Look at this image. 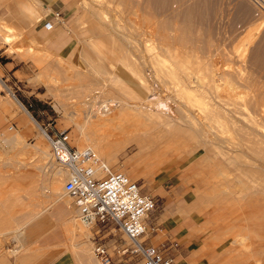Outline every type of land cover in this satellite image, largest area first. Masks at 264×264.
Instances as JSON below:
<instances>
[{
	"label": "rangeland",
	"instance_id": "obj_1",
	"mask_svg": "<svg viewBox=\"0 0 264 264\" xmlns=\"http://www.w3.org/2000/svg\"><path fill=\"white\" fill-rule=\"evenodd\" d=\"M99 1L104 0H0V75H35L28 81L18 83V86H13V79L0 77V216H4L6 220L5 227L0 231V252L22 250L20 245L25 246V242L29 241L28 238L26 241L22 240L23 243L15 240L14 231L15 236L18 231H25L26 236H29V232L40 224H50L57 229L58 222L67 237V242L62 243H68L73 250L76 249L74 252L80 264H100L92 254L91 240L86 242L82 235L85 238L94 236V239H90L105 242L110 247L114 245V238L119 242L122 240L124 236L119 233L107 234L108 229L104 225L82 223L76 210L73 213L66 207L73 201L72 197L65 196L60 202L54 203L57 206L52 204V199L46 197L51 194L44 189L48 188V181L56 170V164L51 157L47 140L25 110L40 126L49 130H68L72 142L83 147V143L79 142L78 124L67 121L66 115H74L80 122L79 125H85L87 129H93V132L94 120L92 118L91 122V113H96L101 97L104 96L102 100H106L111 94V98L114 99L115 96L118 100L125 98L126 92L130 94L128 98L136 95L135 82L139 80L133 76L132 68L137 66L153 89L148 96L154 93L158 97L156 105L146 111L162 119L170 118L179 129L171 133L163 121L145 118L132 124L128 122L130 126L127 129L136 132V136L118 144L123 148L118 150L112 165L110 164L113 169H120L125 173L129 170L130 175L126 174L138 180L142 192H149L157 198L156 205L147 218V229L150 230L148 234L155 232L154 227L149 228V224L164 211L166 198H176L175 189L185 188L190 192H187V197L192 194V198L202 204L198 209L204 230L209 232L211 238L226 240V258L231 259L227 264H257L256 261L261 258L263 261L260 264H264V198L259 195L264 194L260 191L264 184L257 182L261 177L264 178V158L259 159L258 154L255 156L256 154L248 153L251 162L256 164L254 169L243 162L245 150L242 148V140L246 138V128L242 131V127L239 128L233 121L238 120L246 125L242 121L246 117L244 115V119H238L240 115L237 117L233 113L230 114L233 118L227 115V119V112L224 113L220 107L221 110L215 106L231 102L232 105H222H229L232 109L240 108L248 115L254 113L253 116L258 117L256 123L260 124L262 120L264 123V113L261 112L263 119L261 114L258 115L259 109H264V13L256 17V7L251 0H175L176 4L171 3L169 7L157 10L148 3L140 6L138 0L139 5L136 0H131V4H127L125 0L126 4L122 0H114L106 7L100 5ZM25 5L39 20L26 19ZM100 9L108 13L107 23L106 17L99 14ZM190 9L194 12L193 17L180 16ZM55 10L63 14L65 23L46 30L43 28L44 20L49 19V15H46ZM134 13L139 14L137 16ZM141 17L146 20L143 21ZM109 20L113 21L110 25ZM114 21L120 23L114 24ZM116 24L118 28H115ZM39 29H42L40 34ZM54 30L56 31L52 35ZM5 36L11 37L9 42L3 41ZM132 36L138 43L131 42ZM57 41L65 44L70 41L71 44L59 53ZM122 58L126 61L125 65L120 62ZM222 77L230 80L233 86L221 80ZM90 95H95L94 103L85 105L84 101ZM78 101L80 102L77 103ZM159 102H163L165 105H162L166 108L163 109ZM214 106L217 110L214 108L213 111L211 109ZM214 114L215 117L224 116L226 123L223 119L220 121V117L218 120V116L215 119ZM201 115L204 118L207 116V120L203 119L207 122L199 124L210 130V134H218L220 139L215 134L216 137L209 135L213 140H203L200 137L203 135L198 137L197 133H189L198 127L192 124L190 117ZM250 116L254 123L255 117ZM19 117H22V122ZM230 119L233 123L229 125L227 122ZM256 123L257 130L250 127L252 133L254 137L259 135L256 139L263 137L264 140V128L262 127L261 132L262 125ZM209 126L218 129L214 131ZM73 129L75 135L71 134ZM14 133H19L24 138L19 145L8 142L10 135ZM40 138L45 142L47 154H37L34 146L31 148ZM167 140L173 142L175 154L180 155L183 160H176L175 163L180 164L165 172L162 167L166 164V156L156 152L158 148L159 152L163 150L161 148L166 145ZM239 142L242 143L240 147ZM86 145L89 144L85 143L84 146ZM236 148L239 152H234ZM102 158L109 163L107 158ZM60 175L66 179L65 172ZM63 185L64 181L61 187L65 194ZM157 187L160 192L156 190ZM249 191H252V195ZM185 205V209L192 208L187 209L188 212L196 208L195 204L192 206L188 203L187 208ZM48 208L42 216L38 215ZM61 209L64 211L63 215L60 213ZM70 215L82 229L81 232L78 227L74 234L65 232L64 224ZM162 216L165 222L172 218L168 211ZM164 216L168 219H164ZM14 219L18 221L14 223ZM31 220L33 221L29 227L27 225ZM91 226L93 232L89 229ZM84 230L87 231L83 233ZM254 236L259 240L254 241ZM161 239V247L172 249L178 246L176 240L170 241L163 235ZM124 241L129 242L127 238ZM81 242L89 249L87 255L78 252L80 250L77 245L82 244ZM83 255L86 257L85 263ZM111 255L113 264H145L139 256L127 255L120 258L115 250L111 251Z\"/></svg>",
	"mask_w": 264,
	"mask_h": 264
},
{
	"label": "built area",
	"instance_id": "obj_2",
	"mask_svg": "<svg viewBox=\"0 0 264 264\" xmlns=\"http://www.w3.org/2000/svg\"><path fill=\"white\" fill-rule=\"evenodd\" d=\"M251 1L256 6L255 16L260 17L264 13V0ZM48 15L49 19L43 22L46 30L64 25L65 17L59 10ZM41 130L45 132L53 160L66 171L63 188L73 198L77 217L87 224L104 225L113 235L124 236L120 242L115 238L113 247L101 241L92 242V254L100 264H113L112 250L120 258L139 256L145 264H176L168 248L148 240L147 218L157 202L153 194L142 192L137 179L113 169L90 146H76L68 130H49L42 125ZM153 231L160 233L162 228L155 226Z\"/></svg>",
	"mask_w": 264,
	"mask_h": 264
},
{
	"label": "bare ground",
	"instance_id": "obj_3",
	"mask_svg": "<svg viewBox=\"0 0 264 264\" xmlns=\"http://www.w3.org/2000/svg\"><path fill=\"white\" fill-rule=\"evenodd\" d=\"M114 0H104V1H99V4L100 5H102V6H105V5H108V4H111L112 2H113ZM117 1V0H116ZM135 1V0H134ZM134 1H133V4H134ZM139 2H140V6L142 5H144V4H149L150 5V7H152L154 10H157L158 8L160 9V8H162V7H167L168 5H170L171 3L174 5V4H176V2H175V0H138ZM38 2V1H37ZM98 2V1H97ZM122 2H124L123 0H122ZM125 2H127V4H131V0H125ZM124 2V3H125ZM136 3H138L137 2V0H136ZM126 4V3H125ZM138 5H139V3H138ZM255 5V4H254ZM40 6V5H39ZM90 6H91V4H90ZM93 6V5H92ZM117 6H120V4H118L117 3ZM137 6V5H136ZM106 7V6H105ZM149 7V6H148ZM147 7V8H148ZM149 7V8H150ZM169 7V6H168ZM256 7V6H255ZM38 8V7H37ZM92 8V7H91ZM95 8V7H94ZM144 8H145V6H144ZM125 9V8H124ZM192 9V8H191ZM190 9V10H191ZM24 10H26L25 11V14H26V19H28L29 21H34V20H39V19H37V17L35 16V13L33 12V11H31L30 9H29V7L27 6V5H25V9ZM99 10V9H98ZM101 10V9H100ZM190 10H186L185 12H183V13H181L180 14V16L183 14H186L188 17H189V15H190V17H191V15L194 13L192 10L190 11ZM123 11V10H122ZM141 11H143V10H141ZM144 11H145V9H144ZM127 12H129V11H127ZM180 13V12H179ZM99 14H101L102 16H104V17H106V20H105V22L107 23V18H108V13L107 12H105L104 10H101V12L99 13ZM113 14V13H112ZM134 14H137V13H134ZM139 14V13H138ZM138 14H137V16H138ZM142 14V13H141ZM149 15V14H148ZM186 15H184L185 17H186ZM141 16V15H140ZM178 16V15H177ZM110 17V16H109ZM187 17V18H188ZM117 18V17H116ZM136 18V17H135ZM138 18V17H137ZM142 18V17H141ZM186 18V20H188ZM139 19H140V17H139ZM143 19V18H142ZM183 19V18H182ZM27 20V21H28ZM116 20V19H115ZM118 20V19H117ZM129 20V19H128ZM145 20H146V18H145ZM144 19H143V21H145ZM28 21V22H29ZM120 21H123L122 19L120 20ZM134 21V20H133ZM136 21V20H135ZM111 22H113L112 20H109V25H110V23ZM131 22V24H132V21H130ZM142 23V21H139V23ZM148 22V21H147ZM264 22V21H263ZM115 23H120V22H115L114 21V24ZM125 23H127V22H125ZM138 23V24H139ZM113 24V23H112ZM134 24V23H133ZM132 24V25H133ZM118 24H116L115 25V28H118V26H117ZM120 25V24H119ZM136 25V24H135ZM123 26V25H122ZM121 26V27H122ZM138 26V25H137ZM127 27V26H126ZM136 27V26H135ZM138 29H139V26L137 27ZM119 29H120V27H119ZM118 29V30H119ZM122 30V29H121ZM122 32V31H121ZM137 33H138V31H137ZM128 36V35H127ZM0 37H2V36H0ZM10 38L11 37H8V36H5V37H3V41H8L9 42V40H10ZM132 39V40H131ZM127 40V39H126ZM130 40H131V42H137L138 43V41H137V39L136 38H134L133 36L130 38ZM7 42V43H8ZM132 43V44H133ZM132 44H128V45H132ZM134 46V45H133ZM139 46V45H138ZM135 47V46H134ZM131 49V48H130ZM136 49H138L137 47H136ZM137 52H138V50H137ZM140 52V51H139ZM141 54H143V52L141 53ZM121 62V64L122 65H125L126 64V61L122 58V60L120 61ZM162 62V61H161ZM158 67V66H157ZM132 73H133V76H135L139 81L138 82H135V86H136V88H137V93H136V97L134 96V98L133 97H130V98H128L127 96H130V94H128V92H126V94H125V98H118V100L115 98V96H114V99L113 98H111L113 95H109V96H111L110 98H109V96L107 97V98H109V99H106V100H102V98L104 97L102 94L103 93H100L103 97H101V100L99 101L98 99H96V100H98L99 102H98V104H99V106H98V104H97V110L95 111L96 113L95 114H92L91 113V115H92V117H91V122H92V118H93V122L94 123H92L93 124V126L92 127H94V131L92 132V130L93 129H87V127L84 125V126H81V125H79V121H77V119L74 117V115H72L71 117L70 116H67L66 115V117H65V119H67V121H71L72 123H74V124H78V129L77 130H79V132H80V138H79V142L80 143H83L82 145L84 146L85 145V143L87 144H89V145H87V146H90L91 148H93L96 152H97V154H99L101 157H105V158H107L108 159V161H109V165L111 164L112 165V163H113V159H114V156L117 154V152H118V150L119 149H121V148H123L122 146H118V144L119 143H125V141L126 140H130V138H132V137H134V135L136 136V132H133V131H129L127 128L130 126V125H128L129 123L128 122H131V124H132V122H138L140 119H143V118H145V119H149V120H151V121H153V120H159V121H163L164 122V124H166V126L170 129L169 130V132H175V131H177V130H179L178 128H177V126L176 125H174L172 122H171V120H170V118H168V117H165L164 119H162L160 116H158V115H153L152 113H150V112H147L146 111V109H152L153 108V106L154 105H156V100L158 99V97H156L155 95H154V93H153V95L152 96H148L150 93H149V91H151V90H153V89H151L152 87L148 84V79L147 78H145L144 77V75H143V73H142V71L139 69V68H137V66L136 67H133L132 68ZM150 76V75H149ZM156 76V75H155ZM159 77V76H158ZM230 77V76H229ZM182 78V77H181ZM189 78V77H188ZM246 78V77H245ZM230 79H232V78H230ZM183 81H184V79H182ZM181 80V81H182ZM221 80H223L226 84H229V85H232L233 86V84L230 82V80H228L227 78L225 79V78H223L222 77V79ZM103 81V80H102ZM108 81V80H107ZM210 81V80H209ZM110 82V81H109ZM119 81H118V85H119ZM122 83V82H121ZM69 84V83H68ZM225 84V85H226ZM184 85V84H183ZM95 86V85H94ZM222 86V85H221ZM232 86H230V87H232ZM211 87H213V86H211ZM224 87V86H223ZM210 88V87H209ZM222 88V87H221ZM233 88V87H232ZM234 88H235V86H234ZM240 88V87H239ZM216 89V88H215ZM228 89H229V86H228ZM96 91V90H95ZM99 91V90H98ZM101 91H103L104 92V90H101ZM190 91V90H189ZM232 91V90H231ZM234 91V90H233ZM235 91H236V89H235ZM234 91V92H235ZM177 92V91H176ZM253 92V91H252ZM257 92V91H256ZM96 93V92H95ZM99 93V92H98ZM149 93V94H148ZM233 93V92H232ZM238 93V92H237ZM93 94H94V92H93ZM184 94H186V93H184ZM213 94V93H212ZM82 95H83V93H82ZM107 95V94H106ZM114 95H116V94H114ZM156 95H157V93H156ZM179 95V94H178ZM237 95H239V94H237ZM88 96V95H87ZM94 97V98H93ZM99 97V96H98ZM199 97V96H198ZM214 97V96H213ZM259 97V96H258ZM76 98V97H75ZM87 99L84 101V104L86 105V104H88V105H90V103L92 104V103H94L93 102V100L95 99V95L94 96H91L90 95V97H86ZM97 98V97H96ZM106 98V97H105ZM136 98V99H135ZM217 98V97H216ZM252 98V97H251ZM78 99V98H77ZM83 99V98H82ZM116 99V100H115ZM228 99V98H227ZM249 99V98H248ZM259 99V98H258ZM212 100V99H211ZM219 100V99H218ZM222 100V99H221ZM220 100V101H221ZM242 100V99H241ZM80 101H82V100H80ZM80 101H78L77 103H79ZM223 101H226V100H223ZM219 102V101H218ZM237 102V101H236ZM252 102H254V101H252ZM252 102H250V103H252ZM256 102V101H255ZM195 103V102H194ZM228 103H230V105H232L231 104V102H227V103H222L223 105L224 104H228ZM241 103V102H240ZM244 103V102H243ZM249 103V104H250ZM162 104H164L163 102H159V105L163 108V107H165L164 105H162ZM218 104V103H217ZM222 104H220V105H215L216 107H217V109H219V110H221L222 109V111L225 113V112H227V114H226V116L228 115V116H231L230 114H233V113H235L234 115H236L237 117H238V119L241 117V118H243V116L244 117H246V119L245 120H242V121H244V122H246V125L243 123H240V121H238V120H235V121H233V120H231L233 117L231 116L230 118V120L231 121H228L227 123H229V125L231 124V123H233V122H235V125L237 124L238 126H239V128H240V126L242 127V131H244V129H245V135H246V138L244 139V140H242L243 142H244V145H242V143L241 142H239V144H238V146L241 144L242 146V148L245 150L244 152H243V155H242V158H243V162L246 164V163H248L249 165H251L252 166V168L254 167H256V164L255 163H253V162H251V160H250V156L248 155V153H250L251 152V154L253 153V154H256L255 156H257V154H258V156H259V159L260 158H264V140H263V135L260 137L261 139L260 140H258V139H256V138H258L259 137V135H258V137H257V134H256V137H254V134L252 133V130H251V128L252 127H254L255 128V130H257L256 129V125L254 124V123H256V122H258V120H257V118H256V116H253L254 115V113H253V111H252V113L253 114H250V115H252V118L253 117H255L254 119H256L255 120V122L253 123V121H252V119L251 118H249V116L250 115H248V113L246 112V111H244V112H246V113H244V112H242V109L241 110H239V109H237V108H235L234 106V108L232 109V107H228L229 105H225L226 107H228V109L225 107V106H223ZM235 104V103H234ZM261 104V103H260ZM94 105V104H93ZM93 105H92V107H93ZM195 105V104H194ZM239 105V104H238ZM237 104H236V106H238ZM253 105V104H252ZM22 106V105H21ZM96 106V105H95ZM213 107L211 110H213L214 108L216 109V107ZM221 109H220V108ZM246 107V106H245ZM264 106H262V108H263ZM22 108L24 109V107L22 106ZM79 108V107H78ZM161 108V109H162ZM166 108V107H165ZM91 109V108H90ZM164 109V108H163ZM162 109V110H163ZM208 109H209V111H210V108L208 107ZM216 109V110H217ZM256 109H257V107H256ZM25 110V109H24ZM166 110V109H165ZM261 110V111H260ZM208 111V110H207ZM214 111V110H213ZM25 112L27 113V115H28V117H31V119L33 120V123L36 125V127L40 130V132H41V134H42V136H43V138H45L46 139V137H45V132L43 131V130H41V126L38 124V123H36L35 121H34V119L32 118V116L29 114V112H27L26 110H25ZM202 112H203V110H202ZM251 112V111H250ZM255 112H257V111H255ZM259 114L258 115H260L261 114V116H262V119H263V115H262V113L261 112H263L264 113V109L262 110V109H259ZM94 113V112H93ZM236 113H239V114H236ZM240 113H242V114H240ZM258 113V112H257ZM257 113H255V115H257ZM80 114V113H79ZM209 114V113H208ZM223 114V113H222ZM207 115V114H206ZM225 115V114H224ZM242 115V116H241ZM77 116V115H76ZM180 116V115H179ZM208 116V115H207ZM207 116L204 118V115L202 116L201 115V117L199 116V117H190V121L192 122V124L193 125H197L196 127H197V130H195V131H189V133L192 135L193 133H197V135H198V137L200 136V135H203V136H200L203 140H206V138H209V135H212V137H213V135L216 137V135H217V137H218V134H216V133H214V132H212L213 134H210V130L208 131V129H206L203 125H201V124H199V122L200 123H202V122H207V121H204L203 119H206L207 118ZM212 116V115H211ZM214 117H215V114L213 115ZM212 116V117H213ZM218 116V115H217ZM217 116L215 117V119H217ZM228 116H227V119H229L228 118ZM261 116H260V119H261ZM221 118V120H220V118ZM251 117V116H250ZM218 120H220V121H222V119L224 118V116H218ZM240 118V119H241ZM80 119V118H79ZM89 119H90V117H89ZM209 119V118H208ZM226 119V118H225ZM234 119H236V118H234ZM244 119V118H243ZM253 119V120H254ZM88 120V119H87ZM207 120V119H206ZM213 120H214V118H213ZM179 121V120H178ZM181 121V120H180ZM215 121V120H214ZM214 121H212V122H214ZM217 121V120H216ZM215 121V122H216ZM223 121H224V119H223ZM226 121L227 120H225L224 122L226 123ZM233 121V122H232ZM78 122V123H77ZM183 122V121H182ZM211 122V123H212ZM263 123V120L262 121H260V124L262 125H260L259 123H256L257 125L259 124V126H261L260 127V130L262 129V127L264 128V123ZM162 123V122H161ZM196 123V124H195ZM211 123H209V124H211ZM217 123H219V125H220V123L221 122H217ZM90 124V123H89ZM179 124V123H178ZM186 124V123H185ZM203 124V123H202ZM191 125V124H190ZM232 125H234V124H232ZM236 125V126H237ZM251 125V126H250ZM253 125V126H252ZM255 125V126H254ZM207 126H208V124H207ZM220 126H222L223 127V124H221ZM195 127V128H196ZM251 127V128H250ZM181 128V127H180ZM199 128V129H198ZM209 128L210 129H212V130H214L215 131V129L217 128V127H212L211 128V126H209ZM244 128V129H243ZM254 128H253V130H254ZM192 129H193V126H192ZM218 129V128H217ZM232 129H233V127H232ZM259 129V128H258ZM221 130V129H220ZM230 130H231V127H230ZM229 130V131H230ZM240 130V129H239ZM255 130H254V133H256L255 132ZM259 130V131H260ZM221 131H223V130H221ZM251 131V133H249ZM193 132V133H192ZM261 132H262V130H261ZM260 132V133H261ZM201 133V134H200ZM224 133H227V132H224ZM258 134H259V132H257ZM145 134V133H144ZM216 134V135H215ZM15 135V134H14ZM225 135V134H224ZM244 135V136H245ZM251 135H252V137L253 138H251ZM145 136V135H144ZM220 136V135H219ZM90 137H93V139H91ZM211 137V136H210ZM219 138V137H218ZM220 139V138H219ZM47 140V139H46ZM208 140V139H207ZM209 140H213L212 138H209ZM21 141H23V138H22V136L21 135H16L14 138H12L11 140H8V142H10V143H13L14 145H19L20 144V142ZM72 141V140H71ZM119 141V142H118ZM200 141H202V140H200ZM48 142V141H47ZM137 142V141H136ZM217 142V141H216ZM79 143V144H80ZM204 143H206V142H204ZM215 143V142H214ZM40 145H38L37 147H34V149H36L37 151H38V153L37 154H39V153H41V154H47V148H46V145H45V142H44V140L42 139L41 141H40V143H39ZM49 144V143H48ZM255 147H254V146ZM240 147V146H239ZM150 148V147H149ZM158 148V147H157ZM161 148V147H160ZM238 148V147H237ZM237 148L234 150V152L235 151H237V152H239L238 150H237ZM161 149H163V150H161L160 152H159V148H158V152H156V151H154V152H156V154H163L164 156H166V164H165V166L164 167H162V170L163 171H167L169 168H171V167H173L174 165H176V166H178L180 163H175L176 162V160L178 161V160H180V159H182L183 160V158H180V155H176L175 154V149H174V146H173V142L172 141H170V140H167V142H166V145L164 146V147H162ZM177 151V150H176ZM221 152V151H220ZM149 153V152H148ZM153 153V152H152ZM222 153V152H221ZM222 154H224V153H222ZM235 155V154H234ZM176 156H178L179 158H177ZM52 157V156H51ZM162 157V156H161ZM231 158V157H230ZM241 158V157H240ZM235 159V158H234ZM17 160V159H16ZM263 161H264V159H262ZM234 161H236V159L234 160ZM253 161V160H252ZM55 162V161H54ZM237 162V161H236ZM23 163V162H22ZM238 163V162H237ZM55 166H56V170H54V172L53 171H51V172H53L52 173V175L50 176V179H49V181H48V188H46V189H44V190H47V193L48 194H51V195H47L46 197H48V198H50V199H52L53 200V205H55L54 203H57V202H60L65 196H68V197H71L65 190H64V192H65V194L64 193H62V182L63 181H65V179L63 178V176H61L60 174H63L64 172H65V175H66V171H65V169L61 166V165H59V164H57L56 162H55ZM155 164V163H154ZM159 165V164H158ZM150 166H152V165H150ZM251 166H249V168L251 167ZM258 166H260V165H258ZM182 167V166H181ZM263 167V166H262ZM251 168V169H252ZM253 168V169H254ZM259 168V167H258ZM260 168H261V166H260ZM250 169V170H251ZM56 171V172H55ZM174 171V170H173ZM126 173H129V170H127L126 171ZM129 175H130V173H129ZM65 177V176H64ZM66 178V177H65ZM254 182H256V180H254ZM259 184H264V178L263 177H261L258 181H257ZM254 186H255V184H254ZM253 190H254V188H252ZM256 189V188H255ZM252 190V191H253ZM252 191H249V194H251V192ZM260 191H262L263 193H264V187H262V190H260ZM257 192L258 191H256L255 193L257 194ZM260 193V192H259ZM252 195V194H251ZM259 195H262V197L264 198V194H259ZM258 194H257V196H259ZM256 196V195H255ZM245 197V196H244ZM51 201V200H50ZM52 206V205H51ZM55 206H57V205H55ZM49 210V208L48 209H46L44 212L42 211L41 212V214H38L39 216H42L45 212H47ZM81 221V220H80ZM82 223H83V221H82ZM80 224V223H79ZM91 225V224H90ZM77 227L79 228V231L81 232V230L82 229H80V227H79V225L77 226V224H76V220L72 217V219L70 220V222L68 223V225H67V227H66V232L68 233H71L72 234V232H73V234H74V232L75 231H77L78 229H77ZM25 228V227H24ZM90 229V228H89ZM87 231V230H86ZM85 230H84V232L83 233H85L86 232ZM17 234H16V236H15V231H14V237H15V240H19V241H21L22 242V240H25L26 241V239H27V237L28 236H26V232L25 231H18V232H16ZM78 233V232H77ZM83 233H80L81 235L83 234ZM76 234V233H75ZM77 235V234H76ZM81 235L80 236H78V237H81ZM86 235V234H85ZM88 235H89V233H88ZM77 237V236H76ZM82 237H83V235H82ZM79 239V238H78ZM77 239V240H78ZM28 241V240H27ZM20 243V242H19ZM23 243V242H22ZM26 243V242H25ZM24 243V244H25ZM82 243V242H81ZM21 244V243H20ZM72 244V243H71ZM20 246H22V247H24V245H20ZM17 247V246H16ZM77 247L79 248V250L80 251H78L79 253L81 252V254H83V253H85L86 255L89 253V249H88V247H87V245L85 244V243H82V244H80V245H77ZM72 249V248H71ZM74 250H76V249H74ZM81 254H79V255H81ZM84 254V255H85ZM83 255V256H84ZM83 258V257H82ZM95 258V257H94ZM86 260V259H85ZM95 260L97 261V259L95 258ZM84 262V261H83ZM85 263V262H84ZM90 264V263H89Z\"/></svg>",
	"mask_w": 264,
	"mask_h": 264
},
{
	"label": "crops",
	"instance_id": "obj_4",
	"mask_svg": "<svg viewBox=\"0 0 264 264\" xmlns=\"http://www.w3.org/2000/svg\"><path fill=\"white\" fill-rule=\"evenodd\" d=\"M184 15L182 14V16ZM186 17L188 16L186 15ZM41 31L42 29H39V34ZM55 31L56 30L53 31L52 35ZM52 35L50 34V36ZM70 44V41L66 44L63 41H57V45L60 46L59 53H62L69 48ZM14 73L15 72L13 71L12 74ZM34 76L35 75H0L2 78L13 79V86H18V83L28 81ZM65 78L67 79V77ZM61 79H64V76H61ZM38 87L39 86H37V88ZM13 91L15 90L13 89ZM32 94L37 95L36 93H31V95ZM19 121L22 122V117H19ZM14 134L10 135L9 140L14 138L16 135H21L19 133ZM71 134L75 135L74 129L71 130ZM40 140L41 138L38 139V143L36 145H32L31 148H33V146L37 147L40 145ZM144 189L146 190V188ZM156 190L160 192L159 187H157ZM187 192H189V190H186L185 188H178L175 189L176 198H166L164 211L157 215L152 224H149L150 229L158 226L164 231L162 233L160 232L161 234L158 232L149 233L148 240L157 245H161L163 242V239H161L162 235L165 239L170 241L176 240L178 242V246L176 245L172 247V249H168L170 254L174 256L176 264H227L229 260L231 261V259L226 258L228 254V244L226 240L216 237L211 238L209 232L204 230V223L200 219V209H198V207L202 204H200V201H197V199L192 198V194H190L191 197H187ZM161 196L163 197L164 195L161 194ZM37 202L38 200L36 199V204ZM188 203H191L192 206L195 204L196 206V208H194L191 212H188L187 210L190 208L186 207ZM184 205L187 209L184 208ZM66 207L75 213L76 209L73 201ZM165 211H168V214L172 216L169 222H165L163 220L162 215ZM60 213L62 215L64 214L63 209H61ZM71 219L72 216L70 215L69 219L66 220L64 224L65 229ZM164 219L167 220L168 217L164 216ZM5 221L4 216H0V231L5 227ZM16 221L18 220H13L14 223ZM32 221L33 220H31L27 226L30 227ZM166 223H168V225ZM40 225H38L36 229L29 232V236L27 237L29 241L26 242L22 250L18 249L16 252L9 253L1 251L0 264H80L73 248L71 249L68 243H62L67 242V237L63 231L62 225L59 222L57 223V229L52 228L50 224H46L45 226ZM90 230L93 232V226L90 227ZM107 234L110 233L107 232ZM83 238L86 242L90 240L91 242H94V240L90 239H94V236L86 238L83 236ZM254 239V241L259 240L257 236H254ZM85 259L86 257L83 256L82 260L84 262L86 261ZM261 261H263V258H261V260H257L256 263L260 264Z\"/></svg>",
	"mask_w": 264,
	"mask_h": 264
}]
</instances>
